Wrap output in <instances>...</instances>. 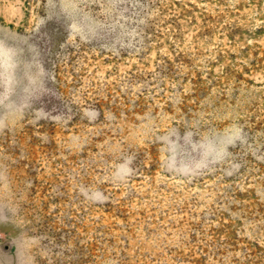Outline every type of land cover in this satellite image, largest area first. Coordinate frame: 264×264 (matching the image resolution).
Wrapping results in <instances>:
<instances>
[{
    "label": "rangeland",
    "instance_id": "1",
    "mask_svg": "<svg viewBox=\"0 0 264 264\" xmlns=\"http://www.w3.org/2000/svg\"><path fill=\"white\" fill-rule=\"evenodd\" d=\"M0 264H264V0H0Z\"/></svg>",
    "mask_w": 264,
    "mask_h": 264
}]
</instances>
